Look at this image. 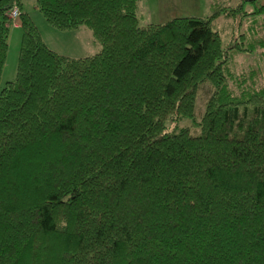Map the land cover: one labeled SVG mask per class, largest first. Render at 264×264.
Listing matches in <instances>:
<instances>
[{
    "label": "trees",
    "instance_id": "obj_1",
    "mask_svg": "<svg viewBox=\"0 0 264 264\" xmlns=\"http://www.w3.org/2000/svg\"><path fill=\"white\" fill-rule=\"evenodd\" d=\"M240 1L223 12L242 17ZM139 2L35 0L52 26L91 31L98 51L74 57L13 0L22 33L0 89V264H264V86L232 61L264 40L223 45L216 1L210 16L145 25Z\"/></svg>",
    "mask_w": 264,
    "mask_h": 264
},
{
    "label": "rangeland",
    "instance_id": "obj_2",
    "mask_svg": "<svg viewBox=\"0 0 264 264\" xmlns=\"http://www.w3.org/2000/svg\"><path fill=\"white\" fill-rule=\"evenodd\" d=\"M23 10L26 11L37 26L43 41L58 53L79 57L95 53L99 49L98 43L92 37L89 29L79 26L71 30L59 29L49 24L43 13L36 8L35 0H20ZM212 1H216L220 6V13L217 14L211 24L212 28L219 32L223 45L240 40V34L249 36L255 43L258 39L264 40V0H255L254 3L246 1L243 4L246 14L242 17L226 15L222 8L234 9L240 5V0H140L139 2V23L145 25L149 22L163 23L173 17L196 16L207 17L211 15ZM218 6V7H219ZM258 9V10H257ZM237 10V9H235ZM238 21V22H237ZM9 43L7 55L0 75V89L6 81L15 77L18 51L21 39V27L9 21ZM246 34V35H245ZM243 36V37H244ZM239 44V43H238ZM241 46L247 45L244 38ZM248 46V45H247ZM264 48L256 45L255 50L239 51L234 55L236 70L249 73L250 67H255L257 74V85L264 86Z\"/></svg>",
    "mask_w": 264,
    "mask_h": 264
},
{
    "label": "built area",
    "instance_id": "obj_3",
    "mask_svg": "<svg viewBox=\"0 0 264 264\" xmlns=\"http://www.w3.org/2000/svg\"><path fill=\"white\" fill-rule=\"evenodd\" d=\"M18 9L15 6H12L8 12V17L13 20V24L17 25V22L15 21V18L17 16Z\"/></svg>",
    "mask_w": 264,
    "mask_h": 264
},
{
    "label": "water",
    "instance_id": "obj_4",
    "mask_svg": "<svg viewBox=\"0 0 264 264\" xmlns=\"http://www.w3.org/2000/svg\"><path fill=\"white\" fill-rule=\"evenodd\" d=\"M12 2H13V0H9V3H8V5H7L6 9H8V8H10V7H11V5H12Z\"/></svg>",
    "mask_w": 264,
    "mask_h": 264
}]
</instances>
